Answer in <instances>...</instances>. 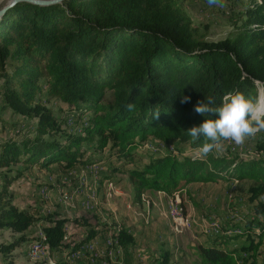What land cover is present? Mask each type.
<instances>
[{
  "label": "trees",
  "instance_id": "1",
  "mask_svg": "<svg viewBox=\"0 0 264 264\" xmlns=\"http://www.w3.org/2000/svg\"><path fill=\"white\" fill-rule=\"evenodd\" d=\"M243 16L232 37L207 41L174 0L18 1L8 7L0 16V97L14 114L35 123L32 136L0 142V193L25 168L91 164L95 160L85 155L83 143L96 151L107 149L125 164L149 138L200 147L204 138L193 142L188 130L205 119H217L218 113H196L198 101L214 97L218 107L224 95L236 90L258 101L264 90V0ZM43 93L46 100L59 99L60 112L86 116L80 132L62 126L64 120L43 101ZM185 95L191 99L182 104ZM129 104L135 107L129 110ZM18 163L24 168L14 166ZM127 173L138 199L145 190L173 193L191 183L251 180V224L237 233H214L198 245L197 254L200 264H264V160L229 151L181 158L167 152L149 155ZM2 201L0 227L20 234L16 242L0 247L6 254L24 242L36 218ZM46 220L41 241L49 252L68 259L97 235L110 236L122 250V264H130L135 236L123 224L96 222L94 215L76 217L77 225L89 229L81 238L68 240L67 218L53 215ZM240 237L245 241L233 246ZM239 251L248 256H236ZM168 257L164 252L156 259L166 264Z\"/></svg>",
  "mask_w": 264,
  "mask_h": 264
},
{
  "label": "rangeland",
  "instance_id": "2",
  "mask_svg": "<svg viewBox=\"0 0 264 264\" xmlns=\"http://www.w3.org/2000/svg\"><path fill=\"white\" fill-rule=\"evenodd\" d=\"M9 1L0 0V9ZM174 1L191 26L197 29L198 36L207 41L232 37L244 19L245 10L263 2L223 0L222 7H209L207 0ZM41 97L58 119L64 120L62 126L66 130L80 132L86 116L79 118L75 111L60 112L59 99L46 100L44 93ZM257 102L264 104L262 88ZM0 118V142L11 136L22 138L34 134L35 119L14 114L3 105L1 97ZM223 145L222 150H214L213 154L229 151L239 157L264 160V132L257 133L240 146L231 141H224ZM81 148L95 161L71 169L60 164L49 169L25 168L20 177L6 185L7 191L0 193L4 206L15 205L36 218L25 232L24 242L18 243L9 253L3 254L0 250V264H56L64 261L66 264H122V250L112 244L110 236H98L96 241L84 244L68 259L60 252L43 251L36 242L42 226L47 224L46 219L53 215L67 218L68 240L81 238L89 229L87 225H77L76 217L94 215L96 222L111 226L123 224L135 236L130 264H161L156 258L164 252L169 255L166 264H200L197 254L200 243L214 237V233L245 230L253 220L248 192L251 180L247 179L197 182L189 184L182 192L148 190L140 199L135 196L128 168L142 166L151 154L160 156L171 152L179 158L202 157L199 147H192L189 142L172 140L164 144L149 138L135 149L132 160L126 164L115 156L110 157L107 149L96 151L92 144L86 143ZM14 166L24 168L20 163ZM3 185L0 181V189ZM19 236L8 227H0V247L16 242ZM244 241L245 238L240 237L231 244L236 246ZM109 251H112V259ZM236 256L246 258L248 254L239 251ZM258 258H262V248ZM238 264L242 263L238 261Z\"/></svg>",
  "mask_w": 264,
  "mask_h": 264
},
{
  "label": "clouds",
  "instance_id": "3",
  "mask_svg": "<svg viewBox=\"0 0 264 264\" xmlns=\"http://www.w3.org/2000/svg\"><path fill=\"white\" fill-rule=\"evenodd\" d=\"M209 7L223 6V0H207ZM190 96H183L181 103L190 102ZM214 97L200 100L194 107V111L201 115L218 113L217 119H205L199 126H193L188 130L193 142L204 138L199 147V155L206 157L209 153L220 151L224 141H231L235 145H243L249 138L257 133L264 132V104L254 101L251 95L236 90L223 96L220 106L216 107ZM129 110L135 105L129 104ZM159 112L155 114L158 117Z\"/></svg>",
  "mask_w": 264,
  "mask_h": 264
},
{
  "label": "water",
  "instance_id": "4",
  "mask_svg": "<svg viewBox=\"0 0 264 264\" xmlns=\"http://www.w3.org/2000/svg\"><path fill=\"white\" fill-rule=\"evenodd\" d=\"M18 1H28L31 3H36V4H53V3H58L61 2L62 0H10L7 5L3 6L0 9V16L2 15V13L8 8L13 6L16 2Z\"/></svg>",
  "mask_w": 264,
  "mask_h": 264
},
{
  "label": "built area",
  "instance_id": "5",
  "mask_svg": "<svg viewBox=\"0 0 264 264\" xmlns=\"http://www.w3.org/2000/svg\"><path fill=\"white\" fill-rule=\"evenodd\" d=\"M222 230V229H221ZM225 232V231H224ZM41 239H44V235L41 232L40 233V240L38 242H36V245H40V248L45 251V249H47L46 245L41 241ZM105 261V260H104ZM104 261H102V263H105Z\"/></svg>",
  "mask_w": 264,
  "mask_h": 264
},
{
  "label": "crops",
  "instance_id": "6",
  "mask_svg": "<svg viewBox=\"0 0 264 264\" xmlns=\"http://www.w3.org/2000/svg\"><path fill=\"white\" fill-rule=\"evenodd\" d=\"M146 192L148 191V190H145ZM133 233V232H132ZM98 236H100V235H97L94 239H92L90 242H88L89 244H91L92 243V241L94 242V241H96V239H97V237ZM87 243V244H88ZM116 246H118L117 244H115ZM119 247V246H118ZM118 249V248H117ZM108 255L110 256V259H112V251H109V253H108Z\"/></svg>",
  "mask_w": 264,
  "mask_h": 264
},
{
  "label": "bare ground",
  "instance_id": "7",
  "mask_svg": "<svg viewBox=\"0 0 264 264\" xmlns=\"http://www.w3.org/2000/svg\"><path fill=\"white\" fill-rule=\"evenodd\" d=\"M39 247H40V245H39ZM35 248H37V247H35Z\"/></svg>",
  "mask_w": 264,
  "mask_h": 264
}]
</instances>
